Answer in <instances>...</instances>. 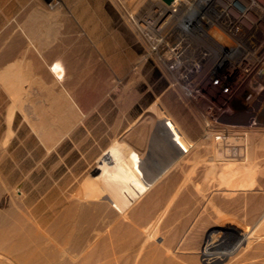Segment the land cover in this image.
Segmentation results:
<instances>
[{"label":"rangeland","instance_id":"374dc122","mask_svg":"<svg viewBox=\"0 0 264 264\" xmlns=\"http://www.w3.org/2000/svg\"><path fill=\"white\" fill-rule=\"evenodd\" d=\"M47 1L0 0V45L3 43L0 46V69L8 62L14 72L19 70L17 65L21 63L24 69L37 73L20 76L15 70L12 77L0 78V219L8 221L4 230H9L12 222L19 221L20 225L39 226L44 244L49 243L59 252L54 264L81 262L84 254L81 249L73 248V241L59 235L60 227L67 233L82 230L90 238L88 240L87 237L85 243L89 247L87 249L94 253L97 251L93 258H100L93 259L90 264H103L105 261L109 264H165L170 261V264L172 261L176 264H210L202 257L203 247L200 246L203 239L217 237L213 233L218 229L216 207L223 198L214 193L219 165L212 173L208 171L206 174L209 164L219 162L213 151L215 138L212 136L237 132L236 135L245 138L249 132H255L256 141L263 145L264 95L229 98L221 93L220 86L212 82L200 83L202 92L191 95L177 73L167 67L164 58L152 52L150 31L143 30L139 24H132L125 2L121 3L122 11L113 0H60L63 10L50 13L56 7L49 6ZM155 1L157 3V0H140L141 9L137 14H151ZM32 14L38 18L37 21L40 20L37 29L29 27L30 23L26 24ZM31 37L39 50L33 45L28 47ZM16 46H21L16 51L18 53H7ZM54 46H59L66 60L67 73L61 82L51 75L46 63L54 56ZM160 119L169 122L172 129L169 135H179L178 148L181 150L176 151V146L169 143V136L164 138L163 144L156 143L154 134L162 122ZM254 119L257 121L253 123ZM257 127L259 130L255 131ZM155 147L161 152L153 151ZM126 150L144 158L147 163L139 167L137 173L152 165L156 167L165 160V156L176 153L175 159L159 171L156 179H161L158 181L162 185L155 179L154 186L125 212L128 217L132 215L131 220L115 204L121 195L119 191L122 193L127 183L119 186L113 198L109 185L107 189L103 187L104 178L118 174L119 159ZM243 160H240L242 166L240 161L233 163V166L238 165L236 179L239 190L228 197L234 200L227 214L229 218L233 216L229 220L237 227L251 224V215L247 213L249 205L253 202L264 204V184L259 186L256 181L252 185L247 183L248 176L251 173L256 175V172L244 166L251 161ZM208 189L213 194V201L206 205L201 199ZM172 204H176L175 208ZM81 207H89L88 215L83 219H79ZM177 207L179 211L176 213ZM77 221L80 222L78 226L74 224ZM132 230H135L134 238ZM122 237H127V240L132 237L133 246L122 249ZM113 248L115 251L118 249L116 253L111 250ZM0 249V259L4 257V264H18L12 255L8 254L10 258L5 256V249ZM107 249L112 254L108 252L109 255L103 256ZM259 257L264 258V255ZM240 259L241 256L233 255L219 264H248L250 259L259 258Z\"/></svg>","mask_w":264,"mask_h":264},{"label":"bare ground","instance_id":"6f19581e","mask_svg":"<svg viewBox=\"0 0 264 264\" xmlns=\"http://www.w3.org/2000/svg\"><path fill=\"white\" fill-rule=\"evenodd\" d=\"M114 3L119 7L121 8V3L125 2L127 3V11H128V15L131 17L132 19V24H139V27L142 28L143 30H150L151 29V22H150V14H147L146 12L143 13L141 16L138 15L137 13L140 11L141 9V5H140V0H113ZM48 5L52 6L54 5L56 8L54 11H49L48 9H46V11L48 10L50 13H57V12H60L62 9V4H61V1L60 0H49L47 1ZM156 4V1L155 3ZM66 5V4H65ZM143 5V4H142ZM48 6V7H49ZM146 7V6H145ZM144 7V8H145ZM149 7V5L147 6ZM123 8V6H122ZM121 8V9H122ZM143 8V7H142ZM143 8V9H144ZM150 8V7H149ZM52 9V8H51ZM66 10V9H65ZM68 10V9H67ZM148 10V9H147ZM34 11V10H33ZM123 11V9H122ZM152 10H150L149 13H151ZM67 12V11H66ZM54 13V14H55ZM142 13V12H141ZM137 14V16H136ZM140 14V13H139ZM38 16V15H37ZM31 18H29V20L26 21V24L27 23H30L31 26L29 27H32V28H36L37 29V26L40 24L39 21H37V19H35V16L32 14L30 15ZM59 17V16H58ZM73 19V18H72ZM71 24V23H70ZM13 25V24H11ZM68 25V24H67ZM27 26V25H26ZM25 26V27H26ZM70 26V25H68ZM72 26V25H71ZM10 27V26H9ZM52 27V25H51ZM28 28V27H27ZM54 28V27H53ZM15 29V28H14ZM52 29V28H51ZM6 30V29H5ZM35 29H33L34 31ZM75 30V29H74ZM9 31V30H8ZM32 30H30L31 32ZM57 31V30H56ZM13 32V31H12ZM29 32V33H30ZM137 32V31H136ZM34 33V32H33ZM13 34V33H12ZM27 34V32H26ZM31 34V33H30ZM80 34V33H79ZM10 35V34H8ZM32 36V34H31ZM1 37V36H0ZM12 37V36H11ZM148 37V36H146ZM143 38V37H142ZM9 39V37L6 39V41ZM20 39V38H19ZM18 40V39H17ZM6 41H4V43H6ZM15 41V40H14ZM2 42V41H0ZM151 42V41H150ZM21 43V42H20ZM78 43V42H77ZM13 45L15 44L14 42L12 43ZM11 44V45H12ZM80 44V43H78ZM3 45V43H2ZM0 45V46H2ZM34 46L36 49L39 50V47L38 45L35 43L33 37H31V39H29V42H28V47L30 46ZM4 47V46H3ZM2 47V48H3ZM8 48V46H6ZM17 47V46H16ZM19 47V46H18ZM13 48L11 47L7 52L8 54H15V53H18L16 52L19 48ZM27 46H25L26 48ZM24 48V47H23ZM5 50V49H4ZM20 50H22L21 52H23V49L21 48ZM53 50L55 51L54 52V56H52V58H50L49 60H47V66H48V71L51 73V75H53L55 77V79L59 82L63 81L65 79V76H66V73H67V70H66V60H65V56H64V53L61 52V49L59 48V46H54L53 47ZM67 50V49H66ZM20 52V51H19ZM42 54V53H41ZM18 56V55H17ZM26 56V55H25ZM4 57V56H3ZM1 57V58H3ZM26 58V57H25ZM22 59V58H21ZM20 59V60H21ZM1 60V59H0ZM12 61V60H11ZM18 61V60H17ZM23 61V60H22ZM26 61V60H25ZM1 62V61H0ZM3 62V61H2ZM6 63V61H5ZM10 63V61H9ZM18 63V62H17ZM17 65V64H16ZM4 66V65H3ZM12 66V64H11ZM19 67V70H16L17 71V74L20 75V76H26V74H29L31 73L32 76L34 75H37L36 72H32V71H28L26 69H24L21 65V63H18L17 65ZM25 66V64L23 65ZM17 67V69H18ZM14 70V72H15ZM44 70V69H43ZM46 70V69H45ZM11 68H10V64L8 65V62L7 64H5V66L0 69V78H6V77H12L13 74H15ZM78 72V71H76ZM47 75V74H46ZM30 76V75H29ZM18 77V76H17ZM35 78V77H34ZM9 80V79H8ZM7 80V81H8ZM41 81V80H40ZM254 95V94H253ZM257 96V95H255ZM254 108V107H253ZM251 113V111H250ZM254 114V112H253ZM256 114V112H255ZM254 114V115H255ZM259 115V114H258ZM53 116V115H52ZM262 116V115H261ZM27 117V116H26ZM260 117V116H259ZM162 119V118H161ZM160 119V122L162 121ZM166 119V118H165ZM172 119V118H171ZM51 120V119H50ZM174 120V119H172ZM166 121V120H165ZM165 121H162L160 124H158V127H157V131L156 133L154 134V140H156V143H159V144H163L164 143V138L168 136L170 137V141L169 143L171 145H175L176 146V151H179L180 148H178V144H179V135H177L176 133H173V134H170L172 129L171 127L169 126V122L166 123ZM257 121L254 119L253 123ZM152 122V121H151ZM173 122V121H172ZM176 122V121H174ZM259 123V122H256V124ZM152 124V123H151ZM253 125V124H251ZM206 126V125H205ZM209 126V125H208ZM246 126V125H245ZM257 126V125H256ZM259 126V125H258ZM244 127V126H242ZM249 127V126H248ZM179 128V127H178ZM239 128V127H238ZM246 128V127H244ZM252 128V127H251ZM258 128V127H257ZM208 129V128H207ZM224 129H227L226 127ZM236 129V128H235ZM156 130V129H155ZM182 131V129H180ZM231 130V128H230ZM239 130H241L239 128ZM245 130V129H244ZM249 130V129H248ZM256 130H259L258 129H255ZM263 130V129H262ZM252 131V130H250ZM225 132V131H224ZM241 132V131H240ZM238 132V133H240ZM249 132V131H248ZM183 133V132H182ZM220 133V131H219ZM243 133V132H241ZM247 133V132H246ZM264 133V131H263ZM184 134V133H183ZM237 134V132H236ZM235 133L231 134V133H228V135H225V134H221L219 136H212L215 138V140L213 141V151H214V154L217 156L216 158L219 160V162H213L211 164L209 163H204V164H209L208 167H206V174H208V171H214L217 166L219 165V172H218V180L217 183H216V186H215V189L216 191L214 192L215 194L217 195H220L222 196L223 198H221L218 202V208L216 207L217 209V224H218V231L217 230H214L216 232H213V233H216L217 234V237L214 238V237H208V238H205L203 239V241L201 242V248L203 247V249L201 250L202 253V257L205 259L206 262L210 263V264H219L220 262H222L224 259H226L227 257H232L233 255H238V257H242V260L243 261L244 259H248V258H253V257H258L259 259L258 260H254V261H251L252 259H250L249 263L248 264H264V258H261L259 256H263L264 255V204L263 202L262 203H252L251 205H249V209L250 211L246 212L249 213L251 215V224L248 225L247 227H237L235 225H233L231 223V221L229 220L230 218L228 217V214L229 211L231 210V203L232 201L234 200H231V198H228V197H231L232 195H234L235 193L237 194V191L239 190V184H238V181L236 179V175H237V166H233V163L235 162H239L240 160H243V159H246V160H249L248 162L251 163L250 164H247L245 165L244 163V166L246 169L252 171V172H256V175H253V173H251V175L248 176V181L247 183L249 182L250 185L254 184L255 181L259 184V186L263 185L264 184V142H263V145L258 141H256L255 139V132H249L247 134V137L245 138H242V136H238L236 135ZM262 134V133H260ZM49 135V134H48ZM206 135V134H205ZM212 135V134H210ZM217 135V134H216ZM264 135V134H263ZM200 136V134H199ZM257 136V135H256ZM185 137V136H184ZM45 138V137H43ZM167 138H166V141H167ZM192 138V137H191ZM195 138V137H194ZM213 138V139H214ZM258 138V136H257ZM261 138V137H260ZM259 139V138H258ZM151 140V139H150ZM159 140H161L159 142ZM263 140V139H262ZM190 142V141H189ZM168 143V141H167ZM188 143V142H187ZM194 144V143H193ZM157 146V145H156ZM161 147V146H160ZM210 147V146H209ZM122 149V148H121ZM168 150V149H167ZM181 150V149H180ZM183 150V149H182ZM132 151V150H131ZM155 152L157 153H160V149L158 148H154ZM152 151V152H153ZM175 151V152H176ZM196 151V150H195ZM151 152V153H152ZM185 152V151H184ZM176 153H173V154H170V155H167V156H163L165 158V160L163 162H159L160 164H158V160L156 161L158 165H156L154 163V165H156V167H152L150 166L146 171L144 172H140V173H137L136 171L138 169H140L139 167L143 166V165H146V161L144 158H138L137 156L134 155V153L132 152H127V150L125 152L122 153V155L120 156V159H119V172L117 175H114L110 178H104V188L107 189V185H109V188H110V192L112 194V198L114 197L115 193L117 192L119 186L122 184V185H127L125 186V189L123 190V192L121 193V191H119V194H121L118 198H117V201H116V206L118 208V210L122 213H125L127 212V210H129V208L131 207V205L133 206L134 203H136L135 201H137L138 198L142 197L143 195H145V193H147L149 191V188H151V186L153 187L155 184L154 180L157 178V176H159V171H161L162 168H164V166H167V164L169 163L170 160H172L176 155ZM179 154V153H177ZM195 154V153H193ZM153 155V154H151ZM199 155V154H198ZM162 157V158H163ZM203 157V156H202ZM146 160L147 157H145ZM153 158V157H151ZM161 159V158H160ZM175 159V158H174ZM201 160V159H200ZM177 161V160H176ZM244 161V160H243ZM181 162V161H179ZM189 162V161H188ZM199 162V161H198ZM241 162V161H240ZM245 162V161H244ZM174 163V162H173ZM191 163V162H190ZM203 163V162H201ZM181 164V163H180ZM238 164V163H237ZM169 165V164H168ZM172 164H170L171 166ZM177 165V164H176ZM187 165V162L186 164ZM199 165V164H198ZM240 166H242V162L239 163ZM149 166V165H148ZM173 167L175 166L172 165ZM191 166V165H189ZM196 166V165H195ZM243 166V167H244ZM147 167V166H146ZM169 167V166H168ZM204 167V166H202ZM205 168V167H204ZM156 169V170H155ZM167 169V167L165 168ZM170 169V168H169ZM179 169V168H178ZM192 169H194L192 167ZM200 169V168H199ZM244 169V168H243ZM168 170V169H167ZM171 170V169H170ZM191 170V169H190ZM169 171V170H168ZM180 171V169H179ZM182 171V169H181ZM193 171V170H192ZM249 171V172H250ZM166 172V171H165ZM171 172V171H170ZM169 172V173H170ZM168 173V172H167ZM173 173V172H172ZM183 173V172H182ZM197 173V172H196ZM203 173V172H202ZM212 173V172H211ZM210 173V174H211ZM194 174V173H193ZM192 174V176H193ZM217 175V173H215ZM239 174V173H238ZM243 174V173H242ZM165 176L167 175L166 173L164 174ZM185 176L188 175V174H184ZM246 175V174H245ZM184 176V177H185ZM101 177V176H100ZM162 177V176H161ZM191 177V175H190ZM160 178V177H159ZM175 178V177H174ZM179 178V176L177 177V179ZM208 178V177H207ZM216 178V179H217ZM168 179V178H167ZM188 179V178H187ZM211 179V178H210ZM215 179V178H214ZM157 180V179H156ZM158 180H161V179H158ZM157 180V181H158ZM184 180V179H183ZM192 180V178H191ZM186 181V180H185ZM184 181V182H185ZM215 181V182H216ZM154 182V183H153ZM245 182V181H244ZM157 183V182H156ZM243 183V182H242ZM246 183V185H248ZM159 184V181L158 183ZM170 184V183H169ZM168 184V185H169ZM181 184V183H180ZM210 184V182H209ZM213 184V183H212ZM159 185H162L159 184ZM184 185V184H183ZM211 185V184H210ZM248 185V186H250ZM158 186V185H157ZM156 186V187H157ZM174 186V185H173ZM171 186V187H173ZM180 186V185H178ZM177 186V187H178ZM170 187V188H171ZM181 187H182V184H181ZM191 187V186H190ZM212 187V186H211ZM210 187V188H211ZM256 187V186H255ZM162 188V186H161ZM166 188V187H165ZM188 188V186H187ZM209 188V189H210ZM120 189V188H119ZM175 189V187H174ZM179 189V187H178ZM177 189V190H178ZM184 189V188H183ZM208 189V192L205 191L204 193V197L203 199L201 200H204V203L206 205H208V203H210L212 199V195H211V191ZM213 189V188H211ZM158 190V189H157ZM169 190V189H168ZM172 190V188H171ZM180 190V189H179ZM88 191V190H87ZM102 191V190H101ZM100 191V193H101ZM104 191V190H103ZM107 190V193L109 192ZM156 191V190H154ZM161 191V190H160ZM200 191V190H199ZM253 191V190H252ZM175 192V191H174ZM185 192V191H183ZM189 192V191H188ZM191 192V190H190ZM213 192V191H212ZM99 193V192H98ZM105 193V191H104ZM154 193V192H153ZM158 193V192H157ZM182 193V192H181ZM103 194V193H102ZM110 193H108L107 195H109ZM118 194V193H117ZM118 194V195H119ZM167 194V193H166ZM170 194V193H169ZM179 195V193H177ZM188 194V193H187ZM191 194V193H189ZM239 194V193H238ZM256 194V193H255ZM254 194V195H255ZM94 195V193H93ZM159 195V193L157 194ZM173 195V194H172ZM181 195V194H180ZM179 195V196H180ZM242 195V194H241ZM91 196V195H90ZM110 196V195H109ZM150 196V194H149ZM243 196V195H242ZM100 197V196H99ZM158 197V196H157ZM175 197V195H174ZM178 197V196H177ZM176 197V199H177ZM188 197V196H187ZM215 197V196H214ZM246 197V196H245ZM88 198V197H87ZM104 198V197H103ZM105 198H106V195H105ZM151 198V197H150ZM161 198V197H160ZM172 198V196H171ZM262 198V197H261ZM93 199V198H91ZM89 198V200H91ZM95 199V198H94ZM109 199V198H108ZM168 199V198H167ZM175 199V198H174ZM179 199V198H178ZM105 200V199H104ZM182 200V199H181ZM200 200V199H199ZM252 200V199H251ZM263 200V199H262ZM96 201V200H95ZM98 201V199H97ZM102 201V200H101ZM107 201V200H106ZM105 201V202H106ZM149 201V200H148ZM158 201H160V199H158ZM172 201V200H171ZM176 201V200H175ZM183 201H185L183 199ZM255 201V200H254ZM94 202V201H93ZM110 202V200H109ZM236 202V201H235ZM104 203V202H103ZM108 203V202H107ZM157 203V202H156ZM161 203V202H160ZM168 203V202H167ZM178 203V200L177 202ZM184 203V202H183ZM204 203H202L204 205ZM217 203V202H216ZM240 203V202H239ZM249 203V202H248ZM109 204V203H108ZM182 204V203H180ZM191 204V203H190ZM78 205V204H77ZM90 205V203H89ZM87 206V205H86ZM103 206V205H101ZM149 206V205H148ZM166 206V205H165ZM164 206V208H165ZM170 206V204H169ZM168 206V207H169ZM172 206H174L172 204ZM176 206V204H175ZM174 206V208H175ZM179 206V205H178ZM182 206V205H181ZM180 206V207H181ZM91 207V206H90ZM214 207V206H213ZM82 208V212H80L79 214V219H83L82 217H87L88 213H87V210L88 208L87 207H81ZM140 208V207H139ZM149 208V207H148ZM163 208V209H164ZM167 208V207H166ZM171 210H172V207H170ZM183 208V207H182ZM77 209V208H76ZM177 211L175 210V212L177 213L179 211L178 207L176 208ZM181 209V208H180ZM234 209V208H233ZM242 209H244V207H242ZM247 209V208H245ZM78 210V209H77ZM81 210V209H80ZM141 210V209H140ZM170 210V209H169ZM69 211V210H68ZM73 211V210H72ZM76 211V210H74ZM116 211V209H115ZM150 211V210H149ZM236 211V210H235ZM118 212V211H117ZM148 212V211H146ZM159 212V211H158ZM161 212H162V209H161ZM166 212V211H165ZM163 212V213H165ZM173 212L170 211V213ZM174 212V213H175ZM245 212V214H246ZM66 213V212H65ZM68 213V212H67ZM120 213V214H122ZM168 213V212H166ZM175 213V214H176ZM238 212H236L237 214ZM241 212H239L240 214ZM76 214V213H75ZM126 214V213H125ZM148 214V213H147ZM158 214V213H157ZM180 214V213H179ZM211 214V213H210ZM232 214V212H231ZM235 214V213H234ZM238 214V215H239ZM71 215V214H70ZM73 215V214H72ZM108 215V214H107ZM127 215V214H126ZM124 215V216H126ZM177 215V214H176ZM247 215V214H246ZM77 216V215H76ZM93 216V215H92ZM122 216V215H121ZM123 216V217H124ZM132 217V215H130ZM130 216L128 217V215L126 217L130 218ZM142 216V215H141ZM157 216V215H156ZM155 216V217H156ZM197 216V215H196ZM230 216V214H229ZM240 216V215H239ZM1 217V216H0ZM90 217V216H89ZM144 217V216H142ZM244 216H242L243 218ZM250 217V216H249ZM71 218V217H70ZM93 218V217H92ZM122 218V217H121ZM127 218V219H128ZM158 218L161 219V217H159L158 215ZM165 218V217H164ZM174 218V216H173ZM235 218V217H234ZM245 218V217H244ZM68 219V218H67ZM66 219V220H67ZM85 219V218H84ZM119 219V218H118ZM157 219V218H156ZM159 219V220H160ZM196 219V218H195ZM6 220V219H5ZM3 219H0V247L5 249L6 252H4L3 254H7L5 256H8L9 255H12V258L13 260L15 261V263L17 262L18 264H54L55 262V257L57 256V252L55 249L51 248L50 245L48 244H44V235H43V232L41 231V229L39 228V226H36V227H33L32 225H20V221L19 223L17 222H12L10 225H9V230H4V226L7 225V222L8 221H5ZM65 220V221H66ZM70 220V219H69ZM68 220V222H69ZM78 220V218H77ZM90 220V219H89ZM120 220V219H119ZM126 220V219H125ZM131 220V218L129 219ZM136 220V219H135ZM149 220V219H148ZM164 220V219H163ZM123 221V220H122ZM134 221V220H133ZM153 221V220H152ZM157 221V220H156ZM57 222V221H56ZM67 222V223H68ZM74 222V221H73ZM117 222V220H116ZM121 222V221H120ZM129 222V221H128ZM144 222V221H143ZM151 222V221H150ZM155 222V220H154ZM163 222V221H161ZM166 222V221H165ZM64 223V222H63ZM63 223H62V228H63ZM78 223L80 222H76L74 223L75 225L78 226ZM82 223V222H81ZM118 223V222H117ZM122 223V222H121ZM119 223V225L121 224ZM125 223V222H124ZM138 223V221L136 222ZM148 223V222H147ZM153 223V222H152ZM158 223V221L156 222ZM164 223V222H163ZM65 224V223H64ZM73 224V225H74ZM131 224V223H130ZM236 224V223H234ZM25 225V226H24ZM81 225V224H80ZM115 225V223L113 224ZM125 225V224H124ZM153 225V224H152ZM155 225V224H154ZM122 226V225H121ZM135 226V224H134ZM141 226V225H140ZM138 225V227H140ZM246 226V225H245ZM65 227V226H64ZM72 227V225H71ZM74 227V226H73ZM83 227V226H82ZM86 228V227H85ZM145 227L144 226H141L140 229H142ZM148 228V227H147ZM151 228V227H150ZM213 228V227H212ZM79 229V227L77 228ZM84 230V227L82 228ZM88 229V228H87ZM86 229V230H87ZM118 229V228H117ZM127 229V228H126ZM133 229V228H132ZM135 230L137 228H134ZM171 229V228H170ZM210 229V228H209ZM73 231V229H71ZM85 230V232H86ZM111 230V229H110ZM116 230V229H114ZM130 230V229H129ZM134 230V231H135ZM143 230V229H142ZM146 230V229H145ZM174 230V229H173ZM172 230V232H173ZM189 230V229H188ZM211 230V229H210ZM70 230H68L69 232ZM75 231V230H74ZM82 230L80 231H76L74 233H67L66 229H61V227L59 228V235L63 237V235H65V237L68 239H70L71 241H73L74 244H72V246L74 245V249L75 250H80L81 251H84L83 253V259H80L82 260L81 262H75L74 264H90L93 262V259L95 260L96 258H93V254H95L97 251H95V253L92 251V250H88L86 246V241L87 239L89 238L86 234L84 235L83 234V231L81 232ZM132 230V234L133 235V232ZM176 231V230H174ZM181 231V230H180ZM81 232V233H80ZM88 232V231H87ZM118 232V231H116ZM126 232V231H124ZM131 232V230H130ZM145 232V231H144ZM147 232V231H146ZM149 232V231H148ZM178 232V230H177ZM190 232V231H189ZM211 232V231H210ZM140 233V231H139ZM151 233V232H149ZM187 233V231H186ZM90 234V233H89ZM129 236H130V233L128 232ZM209 234V233H207ZM54 235H57L58 237V234H54ZM117 235V234H116ZM123 235V233H122ZM121 235V236H122ZM125 236V235H124ZM135 235H133V238H134ZM178 236V235H177ZM46 237V236H45ZM88 237V238H87ZM117 237V236H116ZM119 237V236H118ZM180 237V235H179ZM59 238V237H58ZM57 238V239H58ZM65 238V239H66ZM120 238V237H119ZM124 238V237H122ZM129 238V237H128ZM132 237H130V239L127 240V237L126 239L124 238V241L122 243V249H127V247H131L133 246V239ZM177 238V237H176ZM184 237H182L183 239ZM103 239V238H102ZM121 239V238H120ZM136 239V238H135ZM47 241L49 240L46 239ZM90 240V238L88 239ZM97 240V239H96ZM104 240V239H103ZM138 240V239H137ZM136 240V241H137ZM62 241V240H60ZM68 241V240H67ZM106 241V240H104ZM180 241V240H179ZM178 241V243H180ZM49 242V241H48ZM51 242V241H50ZM88 242H91V241H88ZM96 242V241H95ZM119 242V241H118ZM72 243V242H71ZM51 244V243H50ZM57 244V243H56ZM106 244V245H105ZM104 246H105V249H106V246H107V243H105ZM110 244V243H109ZM115 244V242H114ZM94 245V244H93ZM121 245V243H120ZM144 245V244H142ZM141 245V246H142ZM228 245V246H226ZM56 246V245H55ZM71 246V247H72ZM113 246V245H112ZM111 245L109 247H112ZM145 246V245H144ZM179 246V245H178ZM177 246V247H178ZM60 247V246H59ZM68 247V246H67ZM125 247V248H124ZM143 247V246H142ZM154 247V246H153ZM65 248V247H64ZM89 248V247H88ZM141 248V247H140ZM95 249V248H94ZM93 249V250H94ZM121 249V250H122ZM142 249V248H141ZM167 249H170V248H167ZM178 249V248H177ZM1 250V249H0ZM112 251L114 250L111 249ZM118 250V249H117ZM116 250V251H117ZM138 250V249H137ZM176 250V249H175ZM186 250V249H185ZM4 251V250H3ZM116 251L114 250V253H116ZM169 251V250H168ZM192 251V250H191ZM78 252V251H77ZM108 249L101 253H103V256H106L108 254ZM69 253V252H68ZM111 253V252H109ZM173 253V252H172ZM9 254V255H8ZM112 254V253H111ZM180 254V253H179ZM109 255V254H108ZM240 255V256H239ZM96 256V255H95ZM161 254L158 255V257L160 258ZM163 256V255H162ZM169 256V255H168ZM7 257V259H8ZM59 257V255H58ZM80 257V256H79ZM164 257V256H163ZM4 257H2V260H3ZM10 258V257H9ZM68 258V257H67ZM67 258H64V260H66ZM193 258V257H192ZM234 258V257H233ZM261 258V259H260ZM63 259V258H62ZM77 259V258H76ZM100 259V258H99ZM98 258L96 260H99ZM102 259V258H101ZM169 259V258H168ZM235 259V258H234ZM0 259V264H4V261H2ZM6 260V259H4ZM12 260V261H13ZM61 260V259H60ZM104 260V259H103ZM158 260V259H157ZM157 260H154V261H157ZM236 260V259H235ZM249 260V259H248ZM7 261V260H6ZM11 261V260H10ZM68 261V260H67ZM110 261H111V258H110ZM109 261V262H110ZM114 261V260H113ZM152 261V260H151ZM161 261V260H159ZM170 261V260H168ZM233 261V259L231 260ZM241 261H239V263H242ZM63 262V260H62ZM103 262V261H102ZM238 261H236L237 263ZM108 263V262H107ZM106 261L103 263V264H107ZM167 263V262H166ZM165 263V264H166ZM171 261L167 264H170ZM175 263L172 261V264ZM6 264V262H5ZM8 264V263H7ZM9 264H14V263H9ZM64 264V262L62 263ZM66 264V262H65ZM70 264V263H69ZM99 264V262H98ZM109 264V263H108ZM111 264V263H110ZM148 264V263H146ZM153 264H160V263H153ZM176 264V263H175ZM229 264V263H228ZM238 264V263H237ZM246 264V263H245Z\"/></svg>","mask_w":264,"mask_h":264},{"label":"built area","instance_id":"2783aa9c","mask_svg":"<svg viewBox=\"0 0 264 264\" xmlns=\"http://www.w3.org/2000/svg\"><path fill=\"white\" fill-rule=\"evenodd\" d=\"M150 22L152 52L191 95L202 82L229 98L264 95V0H157Z\"/></svg>","mask_w":264,"mask_h":264},{"label":"water","instance_id":"95a60500","mask_svg":"<svg viewBox=\"0 0 264 264\" xmlns=\"http://www.w3.org/2000/svg\"><path fill=\"white\" fill-rule=\"evenodd\" d=\"M165 1H167V2H171L172 0H165Z\"/></svg>","mask_w":264,"mask_h":264}]
</instances>
